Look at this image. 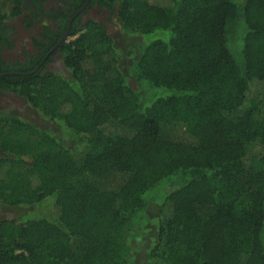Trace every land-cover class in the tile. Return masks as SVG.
Here are the masks:
<instances>
[{
	"label": "trees",
	"instance_id": "trees-1",
	"mask_svg": "<svg viewBox=\"0 0 264 264\" xmlns=\"http://www.w3.org/2000/svg\"><path fill=\"white\" fill-rule=\"evenodd\" d=\"M103 1L142 38L124 67L90 22L68 78L3 69L56 131L0 115V206L31 208L0 264H134L152 224L145 264H264V0Z\"/></svg>",
	"mask_w": 264,
	"mask_h": 264
},
{
	"label": "flooded vegetation",
	"instance_id": "flooded-vegetation-1",
	"mask_svg": "<svg viewBox=\"0 0 264 264\" xmlns=\"http://www.w3.org/2000/svg\"><path fill=\"white\" fill-rule=\"evenodd\" d=\"M20 5V14L0 25V77L8 69L9 75L26 70L68 78L61 48L87 23L103 26L104 18L110 23L117 18L115 4L108 7L103 0H20ZM15 101L26 100L0 88V115L3 102Z\"/></svg>",
	"mask_w": 264,
	"mask_h": 264
},
{
	"label": "rangeland",
	"instance_id": "rangeland-1",
	"mask_svg": "<svg viewBox=\"0 0 264 264\" xmlns=\"http://www.w3.org/2000/svg\"><path fill=\"white\" fill-rule=\"evenodd\" d=\"M184 4L185 5H183V7H187L189 9L188 12H191V10L195 9L196 5H198L196 0H186ZM180 7L183 9L182 5ZM179 10L180 8H176L174 5L170 7V12H179ZM104 20L105 21L103 27L105 29V32L112 39L113 47L118 54L117 63L119 64L120 68L124 67L132 58H134L136 53H138L137 46L139 44H142V38L139 36L127 34V32L122 29V26L117 18H114L113 23L108 22L107 18H104ZM15 39H18L17 35L15 36ZM64 75L68 77V74ZM3 112L5 113L3 115L17 117L19 119H22L25 123L33 125L39 129H51L52 131H56V128L53 126V124L49 121L43 120L40 114L37 111L31 109L26 101H15L9 103L3 102ZM106 129L111 130L112 127L109 126ZM21 136H23L24 138L30 136L34 137L35 134L33 132H27L21 133ZM30 209V207L23 206H0V220H18L21 217L25 216L30 211ZM149 228V231L145 234V241L143 243L144 245L142 244V246L138 247L139 251L133 250L132 252L134 264H145L146 262L144 261V251L145 249H148L147 244L150 242V240L148 239H150V237L152 236V232L154 231V224H152ZM136 247L137 246L135 242H133V244H131V249H135Z\"/></svg>",
	"mask_w": 264,
	"mask_h": 264
}]
</instances>
